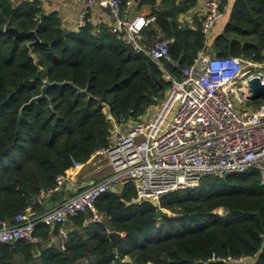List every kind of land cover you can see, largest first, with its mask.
I'll use <instances>...</instances> for the list:
<instances>
[{"label": "trees", "instance_id": "obj_1", "mask_svg": "<svg viewBox=\"0 0 264 264\" xmlns=\"http://www.w3.org/2000/svg\"><path fill=\"white\" fill-rule=\"evenodd\" d=\"M136 4L148 6L154 18L142 34L155 38L154 26L172 39L168 54L176 65L135 53L105 24L67 32L57 14L44 13L36 1L0 0V222L13 224L27 207L44 213L43 194L49 204L60 202L64 193L54 190L56 177L111 142L104 108L119 127L144 118L168 86L164 71L178 78L201 51L264 60V0H234L210 45L201 18L190 25L180 20L191 0ZM6 26L33 31L37 42L29 46L32 36L14 37ZM44 81L71 85L50 86L45 99L28 103ZM135 198L131 183L108 191L95 203L101 224L73 215L65 238L59 234L64 223L37 226L42 243L0 244V264H264V185L254 171L204 176L157 206ZM158 208L166 216L156 218ZM111 232L120 235L115 242ZM226 257L246 260L222 262Z\"/></svg>", "mask_w": 264, "mask_h": 264}, {"label": "built area", "instance_id": "obj_2", "mask_svg": "<svg viewBox=\"0 0 264 264\" xmlns=\"http://www.w3.org/2000/svg\"><path fill=\"white\" fill-rule=\"evenodd\" d=\"M64 1L80 7L76 30L100 24L89 16L90 10L97 8L109 15V22L105 23L109 30L121 33L135 53L156 63L171 62L168 47L172 39L165 38L154 26L155 38L142 34L154 18L126 16L132 0ZM223 11L222 0H204L200 31L206 42ZM162 77L167 79L168 86L150 116L147 112L144 118L121 125L122 130L115 124L111 142L90 155L89 161L98 160L107 173L44 213L27 207L13 224L0 222V244L16 240L40 244L41 237L34 234L37 226L53 227L79 213L88 215L89 222L101 224L103 218L96 211V200L127 183L135 189L134 202L147 201L156 206L169 193L196 187L204 176L254 171L264 185V98L250 100L251 87L247 84L255 78L264 84V60L216 57L201 51L190 65L181 68L178 78L165 71ZM82 165L73 162L68 175L57 176L54 190H60L69 175ZM59 234L65 238L67 230L60 228ZM211 260H215L213 255ZM245 260L226 257L221 261Z\"/></svg>", "mask_w": 264, "mask_h": 264}, {"label": "crops", "instance_id": "obj_3", "mask_svg": "<svg viewBox=\"0 0 264 264\" xmlns=\"http://www.w3.org/2000/svg\"><path fill=\"white\" fill-rule=\"evenodd\" d=\"M13 3H20L22 1H33V0H10ZM136 1L132 0V5L127 10V17L133 18L138 15L149 16V7L141 6L140 9L136 7ZM180 1V0H177ZM193 5L189 12L184 15L180 20L187 22L189 25L193 23L194 20L200 19L203 14L204 0H191ZM160 0H156V5L159 4ZM234 0H224V11L223 17L216 22L210 32V36L208 39V45L211 44L212 39L221 31L223 25L225 24L229 12L231 10V6ZM38 3V2H37ZM39 7L44 13L55 12L60 19L62 28L67 32L76 31V22L78 18V13L80 7L75 4H70L64 0H46L44 3H38ZM89 16L93 21L100 22V24H105L109 22V15L106 12H103L97 8H93L89 12ZM193 26V25H192ZM106 116L108 120L112 123V131L115 129V123L111 116L106 112ZM121 129V127H120ZM122 130V129H121ZM107 173V168L102 166L101 162L89 161L83 164L77 171L71 173L69 178H67L62 184L60 190L63 191L64 195L62 197L64 199L75 195L81 190L85 189L89 185L99 181L105 174ZM43 200L45 211L49 210L53 206H55L58 202L48 203V198L46 195H41ZM64 230L68 231L70 226L68 222L65 224Z\"/></svg>", "mask_w": 264, "mask_h": 264}, {"label": "water", "instance_id": "obj_4", "mask_svg": "<svg viewBox=\"0 0 264 264\" xmlns=\"http://www.w3.org/2000/svg\"><path fill=\"white\" fill-rule=\"evenodd\" d=\"M4 31L6 33L12 34L14 37L32 36L34 41L32 43H30L29 46H32L33 44H35L37 42V38L35 37L33 31L21 32V31H18L16 29L12 28V27H8V26L5 27ZM63 84L71 85L70 82H63V83L59 84V83H54V82L53 83H48V82L44 81L42 87L40 88V94L38 96H35V97L31 98L28 103H33V102H36L37 100L45 99L46 98L45 90L48 87L54 86V85H63ZM247 84L249 85V87H251V93L249 95V99L250 100L264 98V84H260L258 79H256V78L252 79V80L248 81ZM101 101L103 103H105L106 105L110 106V102H106L104 96H102ZM151 113H152V110H149L148 114H147V117H149ZM44 195H46V194H44ZM161 216H163V217L166 216V213L163 212L159 208L156 209L155 217L158 218V217H161ZM66 223H67V221L65 222V224ZM110 236L113 238V240L115 242L116 240H118L120 235L118 233H116V232H111Z\"/></svg>", "mask_w": 264, "mask_h": 264}, {"label": "rangeland", "instance_id": "obj_5", "mask_svg": "<svg viewBox=\"0 0 264 264\" xmlns=\"http://www.w3.org/2000/svg\"><path fill=\"white\" fill-rule=\"evenodd\" d=\"M163 79H164L165 82H167V79H166V78L163 77ZM157 102H158V100L156 101V103H157ZM154 106H155V104L152 105V106L149 108V110H152ZM104 111L107 112L106 108H104ZM131 122H132V121H130V122H128V123H131ZM215 212L218 213V214H222V210H221V209H217ZM167 213H168L170 216H174V215H175L174 213H169V212H167Z\"/></svg>", "mask_w": 264, "mask_h": 264}, {"label": "clouds", "instance_id": "obj_6", "mask_svg": "<svg viewBox=\"0 0 264 264\" xmlns=\"http://www.w3.org/2000/svg\"><path fill=\"white\" fill-rule=\"evenodd\" d=\"M236 63H238V62H236Z\"/></svg>", "mask_w": 264, "mask_h": 264}]
</instances>
